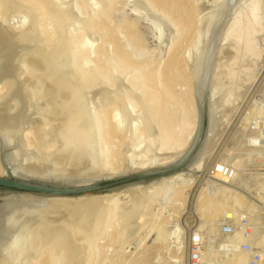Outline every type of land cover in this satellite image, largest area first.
<instances>
[{"label": "bare ground", "instance_id": "6f19581e", "mask_svg": "<svg viewBox=\"0 0 264 264\" xmlns=\"http://www.w3.org/2000/svg\"><path fill=\"white\" fill-rule=\"evenodd\" d=\"M90 1L72 0L68 8H63L59 0H6L5 6L0 2V52L6 50L0 60H4V66L0 64V176L14 175L22 179L82 186L136 170L140 172L181 162L184 165L173 173L148 181L138 180L117 188L73 195L0 190V264H106L108 257L105 254L117 246L118 254L113 262H139L140 256L129 259L124 253L131 237L139 234L136 232L139 227L136 230L133 226L151 225L154 216L151 204L156 194L160 191L163 194L168 185L178 182L180 185L174 191L169 213L162 218L165 226L166 218L179 208L190 178L196 179L199 175L205 153L213 145L210 142L215 138H211V131L216 119L214 100L218 97L220 46L234 38L246 56H260L255 36L264 29V0H249L234 20L229 21L231 24L224 32L221 24L224 20L220 19L223 15L220 14V18L217 15L220 26L213 27L216 21L211 23L213 30L210 27L212 32H209L198 78L191 81V88L188 87L183 96H179L166 79V65L161 66L162 61L153 60V57L135 55L137 45L125 39L123 26L129 32H136V23L127 20L124 25H116V22L112 25L120 0H97L92 10ZM141 1L143 13L159 16L156 19L151 14L157 20L155 23L159 21L157 28L162 23L163 29L167 30L165 24L170 25L171 31L175 28L173 34L177 32L178 38L184 35L188 29L187 18L179 17L170 0H145L148 6ZM224 9L220 11L222 14ZM15 12L31 14V22L26 19L18 27L10 26L6 19ZM227 12H231L230 8ZM89 33L97 34L101 41L90 42ZM195 37L198 36H193L186 47L188 53L199 47ZM178 38L176 42L172 38L168 45L170 47L174 42L171 48L168 47L169 60L176 55ZM56 40L57 50L53 47ZM13 43L20 44L21 48L26 45L22 49L29 46V54L22 59L26 72L20 70L21 64L17 67L14 63L20 52L13 49L17 46H12ZM185 51L181 53L184 59ZM37 72L39 74L35 76ZM231 72V75L235 73L233 69ZM93 85L95 89L88 90ZM92 90L95 97L89 95ZM231 93L222 96L223 107L230 102ZM96 96L100 97L96 99ZM123 111L132 117L129 127H125V119L120 115ZM245 169L252 170L251 174L255 171L254 167L238 170ZM220 177L215 176L214 180L224 186L221 192L225 195L218 203L210 199L206 202L211 206L208 209L211 216L233 218L239 216L240 207L254 208L240 186L244 179L238 177L235 184L236 181L231 183ZM214 180L210 179L209 183L213 184ZM212 187L219 185L214 183ZM214 190L216 197L219 191ZM141 192H146L147 196L150 192V202H144L143 195L136 196ZM128 193H135L137 200L131 204L128 200L122 202L120 197ZM220 196L213 200H219ZM261 207L259 205L258 209ZM262 209L264 207L260 211ZM250 211L254 212V209ZM153 229L145 232L144 240ZM179 236L177 233L176 240ZM168 237L167 231L157 230L151 244L138 247L144 252L142 257L148 261L147 251L160 250Z\"/></svg>", "mask_w": 264, "mask_h": 264}, {"label": "rangeland", "instance_id": "374dc122", "mask_svg": "<svg viewBox=\"0 0 264 264\" xmlns=\"http://www.w3.org/2000/svg\"><path fill=\"white\" fill-rule=\"evenodd\" d=\"M66 1L63 3L61 0H59V2H62L61 6L63 8H65L67 6L70 7L72 5L71 4L72 0L71 1L66 0ZM96 1L97 0H95V1L91 0L89 2L90 5L92 4L90 10H92V8H93L92 6L94 5V2H96ZM140 1H138V0H120L118 5H117V9L115 10V16L112 18V25H115V22H116V25L117 24H123L124 25L127 20H129L130 22L136 23L135 24L137 26L136 32H133V31L129 32L127 30V28L125 27V25L122 28L123 33L124 34L126 33L125 39L131 41L130 43H134L135 45H137V49H135L136 50L135 55H137V53H138V54L148 56L149 58L153 57L152 59L156 60V61L161 60L162 61L161 66L163 64L166 65L165 67L167 70V76H166L167 81L170 83L174 92L177 95L183 96L184 92L187 91V88L188 87L191 88L192 85H190V84H192V82L196 81L198 78V74H199V70H200L199 65L201 66L202 61L204 59V56L206 53L205 49L207 48L208 41H209L208 38H210L209 36L211 34V33L209 34V32L210 31L212 32L213 27L220 26V24H218V23L221 22L222 20H224L221 23L223 25L222 31L224 32L226 27H228L231 24L230 22H232L234 20V18L237 16L239 11H241L246 6L245 4L249 0H246V1L245 0H223L224 2L226 1L225 5H223V3L221 2L222 0H219V1L218 0H170L171 6L176 11V13L179 15V17L184 18V19L187 18L186 21L188 22V29L186 30V32L184 33V35L181 38L177 37L178 36L177 32H176L177 36L173 34L175 28H173L174 30L171 31L172 27L170 28V25H169V27H167L168 25L165 24L166 22H164V24H165V27L167 28V30L165 28H164L165 30L163 29V25L161 22L164 21L163 20L164 18H161L162 21H160V23H161L160 25H162V26L159 25V27H158L159 29H158L157 24H159V21H158V23L157 22L155 23V20L158 19L159 16H156V14H154L155 15L154 16L153 13H151V12H149V15L143 13L144 7L140 8V7H142V5L140 6V4H139ZM144 1L145 0H143V5L146 6L147 3ZM0 2L4 6L6 5L5 4L6 0H0ZM231 2L233 4L236 3L235 4L236 6H234ZM182 5H183V7H182ZM230 5H231V7H230ZM224 7H226V9H224ZM239 7H241V8L238 9ZM222 8L225 10L223 14H222V12H220L222 10ZM229 8L231 11L230 13L227 12ZM235 8L238 9V10H236L238 12L235 11ZM231 9H233V10H231ZM218 11H219V13H218ZM235 12H236V14H235ZM227 13L229 14L228 17L225 16V15H228ZM151 14L156 19L153 18V16L151 17ZM220 14L223 15L225 18L222 16L220 18ZM230 14H232V16ZM217 15L219 16L221 21L218 20L219 18ZM263 15H264V13H263ZM30 16H31V14H25L23 12L22 13L15 12L12 14L10 13L6 19V22H8V24L10 23L9 25L12 27L13 26L18 27L19 25H21V22L26 20V19L29 22H31L32 16L31 17ZM215 16H217L216 17L217 19L215 18ZM226 18H227V20H225ZM213 19H214V21H213ZM28 21H27V24H29ZM215 21L217 24L214 23ZM227 21L229 24L227 23ZM262 21H264V18L262 19ZM211 23L212 24L214 23L216 26H214V24H213V27H212ZM225 23L227 25H225ZM210 27H212V30L210 29ZM168 29L169 30L171 29V30L169 31ZM21 32H23V31H21ZM195 34L198 36V37H195L196 38L195 40L199 41V47L197 48V50L194 51V49H193L190 51V53H188L187 51H185L186 47L189 44V42L191 41V39L193 38V36H196ZM159 35L160 36L162 35V37L159 38ZM174 36H175V38H174ZM90 37H91V39H90ZM98 37L100 39V36H98L97 34L94 35L92 33H89V39L90 40L89 39L88 40L90 42H93L95 39L98 41L99 40V39H97ZM172 38L174 39V42H176L177 41L176 38H178L179 43L177 42L178 47H177V52H176L175 57L172 60H169V52H170L169 48L172 47L174 42H172L170 47L168 45L170 44L171 40H173ZM255 38H256L257 45H258L259 50H260V56L259 57H257V56L255 57L253 55L252 56H249V55L246 56V54L244 52H242L243 48L241 47V44L236 45L234 38L231 39L229 41V43L224 44V46L223 45L220 46L219 52H218V57H219L218 58V62H219L218 68L219 69L217 68L218 72H219V74H218L219 75V84L217 87L218 97L214 100L216 103L215 104V108H216L215 118L217 120L214 119V124L212 125L213 127H212V131H211V133H212L211 138L214 136H215V138L214 139L212 138V140H211V142L214 140L213 143L210 142V144H213V145H211V147L209 145L210 148H208V149H210V150L207 149L208 152L206 151L207 153H205L204 159L202 160L203 163L201 165L200 171L198 172L199 175H197L198 177L196 176V179L193 177L190 178L192 180H191V182L189 181L188 185L183 190V195L181 196V203L179 204V208L176 209V212L172 216H169V218H166L167 222H165L166 223V224H164L165 226L162 225L164 223L162 218H165L168 215L169 205L172 203V201L175 197L174 191L176 190V188L180 184L178 182H174L171 185H168L166 187L165 192L163 194L160 193L161 192L160 191L159 193L156 194L157 196L155 195L156 198L151 205H152V210H153L154 216L157 215L155 217L156 219L153 216V218H152L153 222L151 220V225L147 224L146 225L147 227L144 225L141 226V228H140V225H138V226L136 225L135 227L133 226V229L134 228L136 229L137 227H139V228H137L138 230L136 229L137 231L135 230L136 232L139 231L138 232L139 234L136 233V235H135L136 237L135 236L131 237L130 241H128L129 244L127 243L125 245L126 246V252H124V253L126 254L127 258H128V256L130 257L129 259L136 258L137 256L138 257L140 256L141 260L143 259L145 261L143 262L140 260L137 263H127L126 262L124 264H186V253H187L189 229L192 227H202V228L209 227L211 230L214 231L215 229L218 228L217 226L219 225V222L222 219L221 217L226 216V215H222V216L218 215L216 217L217 219L215 218V216H211V214L209 212V210L211 209L210 208L211 206H207V203H206L207 201H209V199H210V201H214V202L217 201L216 203H218V201L220 202V200H222V198H224V195H225V193L223 194V192H221L222 190H224V186H222V185L220 186L219 181L217 183V180H214L215 176L220 177L221 175L216 174L214 176H208V172H211L212 169L214 168V165L218 162L225 161L227 163H230L237 170L238 169H244L245 167H254L255 171H253V173H252L254 175V178L252 177V174H251L252 170H249V171L246 169L245 170H238V177H241L242 180L244 179L243 182H241L240 186L243 188V194L246 196V198L249 200V202L251 201L250 203L254 207L252 209L247 208L249 211L254 209V212H258V211H260L261 208L264 207V204L262 203V202H264V197H263V194H264V175L262 174V173H264V171L260 170V169L264 170V168H263L264 167V152H261L260 150L258 151L257 149L252 148V146H254L252 144H256V141H258L259 138H257L256 136H252L250 131H249V125L252 121H261V123H264V29L259 31V32H256ZM96 40L94 42H96ZM99 41H101V40H99ZM57 42H58V40L54 41V43H53V47L55 50L58 49ZM11 45L14 46L17 44L13 43ZM19 45H17L16 47L14 46V48H13V49L16 48V50H19L18 52H20V56L18 57L17 61L16 62L14 61L15 65H17V67L21 66L22 64H25V61L22 59H24V57H27V54H29V48H28L29 46L28 45H27L28 47H26L27 49H22L26 45H24V47H22V48ZM12 46H10V47L12 48ZM221 49H223V50H221ZM20 50H22V51H20ZM138 50H141V51H138ZM2 51L0 52V60H1L2 54L4 55L6 53L5 52L6 50L3 52ZM184 51L186 53L185 59L182 56ZM242 53L245 55L244 57L242 56L243 55ZM240 58H242V60ZM200 60H201V62H200ZM235 60H236V63H235ZM167 61H168V64L166 63ZM0 64H2V66H4V60L3 59H2V61H0ZM233 65H235V66H233ZM2 66L0 65V68ZM19 68H21V67H19ZM232 69H233V72H235L236 74L233 73V75H231ZM10 70H12V69L10 68ZM10 70H8V72ZM20 70H22V72H26L24 65H22V68ZM12 71H13V73L15 72L14 70H12ZM229 72H230V74H229ZM13 73L11 72V74H13ZM11 74H9V75L11 76ZM37 74H39V73L38 72L35 73V76ZM225 74H227V75L225 76ZM24 75H26V74H24ZM192 77H193V80L191 79ZM34 79H31V81H34ZM99 85H102V84H99ZM222 85H223V87H222ZM96 86H98V84ZM91 87L92 86H90V88H88V90L95 89L94 85L92 88ZM220 91H221V93H220ZM231 91H232V93L234 91L235 92L233 93V95H230V97H231V99L229 100L230 104L228 103L225 107H223L222 104L220 103L221 102L220 100L224 94H226L228 92L231 93ZM92 92L95 93V91L92 90L91 93H89L90 97L96 95V94L93 95ZM96 97H97L96 99H98L100 96H96ZM220 106L222 108H220ZM217 108H218L219 112L217 111ZM120 113H121L120 115H122L125 119V121H124V123L126 125L125 127H129L130 124H132L131 122H133L132 117L129 116L128 113L126 114V112H124V111L120 112ZM125 114L127 115L126 117H125ZM219 119H221V121H223V120L224 121L221 123V121ZM215 128H217V129H215ZM189 152H190V150L187 152V154H189ZM256 157H258V158H256ZM248 159H250V160H248ZM256 159H258V160L256 161ZM135 172H138V171L136 170ZM126 174H128V173H126ZM126 174H124V175H126ZM208 177H210V178H208ZM211 177H213V178H211ZM220 178L223 180H226L225 178H222V177H220ZM210 179L214 180V181H212L213 184L209 183ZM252 180L255 183H253ZM226 181H229V180H226ZM229 182L234 183L235 181L230 180ZM214 183L216 186L219 185V187H217V188L212 187V186H214ZM245 185H246V187H245ZM249 185H250V187H249ZM248 187L250 189L252 187L253 189L250 190ZM213 188L216 189V192L219 191L218 195L216 194V197H215V192H214L215 190ZM244 188L246 190H244ZM212 189H213V192H211ZM247 189H249V190H247ZM141 193H136V194H138L136 196L141 197L143 195V197H141L143 199V201L145 202L146 200H148V202H150V197H151V195H149L150 192H148V196L145 195L146 192L145 193L141 192ZM219 193L222 194V197L220 196ZM248 193H251L252 195L254 194L255 197H254V195L252 196L251 194H248ZM256 193H257L259 199H257L258 197H257ZM130 194L133 195L132 196L133 200H132V197L129 196ZM209 195H211L212 198H211V196L209 197ZM145 196H146V199H145ZM219 196H220L219 200H213L214 197H215L214 199H217V198H219ZM249 196L252 197V199H250ZM134 197H135V193H128L125 196L122 195L120 198H121L122 202L123 201L126 202V200H128L129 204H131L135 200H137V197L136 198H134ZM261 198L263 199V201L261 200ZM138 199H140V198H138ZM142 199H140V200H142ZM253 200H255V201H253ZM260 200L262 201L261 203H260ZM128 201H127V204H128ZM148 202H146V204ZM258 204L260 205V207L262 205V207L259 209H258V206H259ZM240 208H241V210H239ZM240 208L238 209V212H237L239 215H240V213H244L245 211H247V209L245 207H240ZM159 212H161V213H159ZM254 212L250 211L249 213L254 214ZM237 213H236V215H238ZM159 214H160V216H159ZM218 218H219V220H218ZM155 224H156V227H154ZM216 224H217V226H216ZM157 226L159 228H157ZM179 227H180V230H178ZM149 228L150 229L154 228V229L151 232V235L144 240L143 239L144 234L147 230H149ZM159 229L163 230V231H167L169 233L168 241L159 247L160 250H157V251L156 250H152V251L150 250L149 252L147 251L146 254H147V257L149 258L147 261V258L142 257L143 256L142 253H144L143 250H139V248H142L143 245L145 246L146 244H148V245L151 244L154 240V237L156 236L157 230H159ZM129 230H131V228ZM130 232L131 231H129V233ZM177 233H180V236H179L180 238L178 240H176V238H175ZM136 242H138V243H136ZM140 244H141V246H140ZM128 245L129 246L131 245V246L129 247ZM116 249H118V246L115 248H111L107 252V254H105L108 257V262L106 264H118V263L112 261V260L115 261V258L117 257L118 252L116 251Z\"/></svg>", "mask_w": 264, "mask_h": 264}, {"label": "built area", "instance_id": "2783aa9c", "mask_svg": "<svg viewBox=\"0 0 264 264\" xmlns=\"http://www.w3.org/2000/svg\"><path fill=\"white\" fill-rule=\"evenodd\" d=\"M249 131L259 137L252 148L264 151V123L252 121ZM216 174L238 183V170L230 163H216L208 176ZM227 262L264 264V209L254 214L245 211L233 218L223 217L216 231L209 227L189 229L186 264Z\"/></svg>", "mask_w": 264, "mask_h": 264}, {"label": "water", "instance_id": "95a60500", "mask_svg": "<svg viewBox=\"0 0 264 264\" xmlns=\"http://www.w3.org/2000/svg\"><path fill=\"white\" fill-rule=\"evenodd\" d=\"M183 165L184 163L181 162L177 165L158 167L140 172H130L126 175L98 179L92 183L82 186L61 185L49 181L22 179L17 178L14 175L0 176V190H21L73 195L88 191L117 188L138 180L148 181L158 176L173 173L183 167Z\"/></svg>", "mask_w": 264, "mask_h": 264}]
</instances>
